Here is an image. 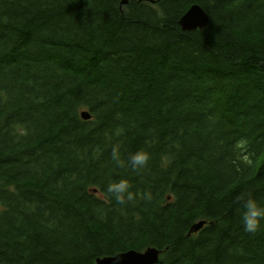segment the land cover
<instances>
[{"label": "trees", "instance_id": "trees-1", "mask_svg": "<svg viewBox=\"0 0 264 264\" xmlns=\"http://www.w3.org/2000/svg\"><path fill=\"white\" fill-rule=\"evenodd\" d=\"M123 1L0 0V264L148 247L264 264V222L244 231L235 200L264 204V0ZM196 3L209 24L184 32ZM120 179L125 205L106 191Z\"/></svg>", "mask_w": 264, "mask_h": 264}, {"label": "clouds", "instance_id": "clouds-1", "mask_svg": "<svg viewBox=\"0 0 264 264\" xmlns=\"http://www.w3.org/2000/svg\"><path fill=\"white\" fill-rule=\"evenodd\" d=\"M112 158L114 161H117L119 166H124L123 162L120 161L117 148H113ZM150 158V153L141 149L130 154L127 162L134 171H142L148 166ZM106 191L111 195L113 200L121 205L133 201L138 195L131 191V184L127 179H120L109 183ZM144 198L150 199L151 197L145 194ZM235 200L239 206L238 211L244 231L256 233L262 227V222H264V204H261L251 191L241 192L236 196Z\"/></svg>", "mask_w": 264, "mask_h": 264}, {"label": "water", "instance_id": "water-1", "mask_svg": "<svg viewBox=\"0 0 264 264\" xmlns=\"http://www.w3.org/2000/svg\"><path fill=\"white\" fill-rule=\"evenodd\" d=\"M128 0H124L123 4H128ZM152 2H155L152 0ZM209 24V16L205 9L199 4H193L184 17L180 20V25L184 31H193L198 28L203 29ZM81 116L84 120L92 119L89 111H83ZM207 225V221H199L194 224L189 232V236L197 234ZM162 251L156 247H148L143 251L128 250L114 256L98 258L96 264H158Z\"/></svg>", "mask_w": 264, "mask_h": 264}, {"label": "bare ground", "instance_id": "bare-ground-1", "mask_svg": "<svg viewBox=\"0 0 264 264\" xmlns=\"http://www.w3.org/2000/svg\"><path fill=\"white\" fill-rule=\"evenodd\" d=\"M144 2L145 1H150V2H152V0H143ZM155 2H152V3H155V4H157L158 2H160L161 0H154ZM196 4H198V3H196ZM124 5V4H123ZM127 5V4H126ZM200 5V4H199ZM186 14V13H185ZM184 14V15H185ZM184 15L182 16V18L184 17ZM208 16H209V14H208ZM182 18H180V20L182 19ZM180 20H179V24H180ZM209 21H210V17H209ZM181 26V25H180ZM181 28H182V26H181ZM200 28H198V29H196V30H199ZM204 29V28H203ZM182 30H183V28H182ZM184 31V30H183ZM193 31H195V30H193ZM184 32H190V31H184ZM205 221V220H204ZM190 232V231H189ZM189 234V233H188ZM193 235H195V234H193ZM193 235H191V236H193ZM189 236V235H188ZM191 236H189V237H191ZM108 257H110V256H108Z\"/></svg>", "mask_w": 264, "mask_h": 264}, {"label": "rangeland", "instance_id": "rangeland-1", "mask_svg": "<svg viewBox=\"0 0 264 264\" xmlns=\"http://www.w3.org/2000/svg\"><path fill=\"white\" fill-rule=\"evenodd\" d=\"M145 2H148V1H145ZM148 3H151V4L155 5V3H152V2H150V1H149ZM122 4H123V3H122ZM124 5H126V4H124Z\"/></svg>", "mask_w": 264, "mask_h": 264}]
</instances>
